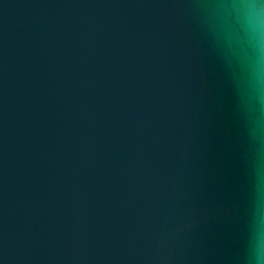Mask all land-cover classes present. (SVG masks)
<instances>
[{
	"label": "water",
	"instance_id": "95a60500",
	"mask_svg": "<svg viewBox=\"0 0 264 264\" xmlns=\"http://www.w3.org/2000/svg\"><path fill=\"white\" fill-rule=\"evenodd\" d=\"M225 0H0V264H250L264 117Z\"/></svg>",
	"mask_w": 264,
	"mask_h": 264
},
{
	"label": "clouds",
	"instance_id": "9594fccd",
	"mask_svg": "<svg viewBox=\"0 0 264 264\" xmlns=\"http://www.w3.org/2000/svg\"><path fill=\"white\" fill-rule=\"evenodd\" d=\"M219 16L242 94L250 110L264 117V0H225ZM250 264H264V230L254 237Z\"/></svg>",
	"mask_w": 264,
	"mask_h": 264
}]
</instances>
